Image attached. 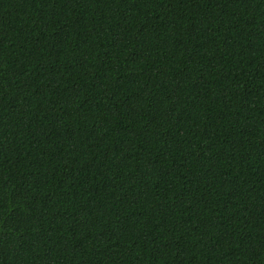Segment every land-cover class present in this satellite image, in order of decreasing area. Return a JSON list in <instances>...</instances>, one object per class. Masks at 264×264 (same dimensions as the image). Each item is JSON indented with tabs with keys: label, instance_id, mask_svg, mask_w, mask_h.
Masks as SVG:
<instances>
[{
	"label": "trees",
	"instance_id": "16d2710c",
	"mask_svg": "<svg viewBox=\"0 0 264 264\" xmlns=\"http://www.w3.org/2000/svg\"><path fill=\"white\" fill-rule=\"evenodd\" d=\"M0 264H264V0H0Z\"/></svg>",
	"mask_w": 264,
	"mask_h": 264
}]
</instances>
